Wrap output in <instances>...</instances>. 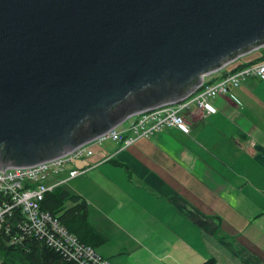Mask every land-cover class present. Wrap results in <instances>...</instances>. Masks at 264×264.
Here are the masks:
<instances>
[{"label": "water", "instance_id": "1", "mask_svg": "<svg viewBox=\"0 0 264 264\" xmlns=\"http://www.w3.org/2000/svg\"><path fill=\"white\" fill-rule=\"evenodd\" d=\"M264 45V0H0V167L59 156Z\"/></svg>", "mask_w": 264, "mask_h": 264}, {"label": "crops", "instance_id": "2", "mask_svg": "<svg viewBox=\"0 0 264 264\" xmlns=\"http://www.w3.org/2000/svg\"><path fill=\"white\" fill-rule=\"evenodd\" d=\"M209 102L212 112L185 113L188 132L166 127L122 149L108 140L75 163L88 169L62 186L86 200L105 236L93 248L112 264H264V81Z\"/></svg>", "mask_w": 264, "mask_h": 264}, {"label": "built area", "instance_id": "3", "mask_svg": "<svg viewBox=\"0 0 264 264\" xmlns=\"http://www.w3.org/2000/svg\"><path fill=\"white\" fill-rule=\"evenodd\" d=\"M210 74L202 75L197 87L180 100L138 112L123 129L111 128L48 160L27 166L0 167V235H7L6 242L13 243L19 240L16 235L19 230L31 232L75 264H112L91 245L79 241L56 216L41 209V201L47 192L88 169L87 165L78 167L75 163L92 155L94 144L113 140L120 143L122 149L166 127L188 132L190 126L185 113L192 105L195 110L209 113L213 111L210 99L227 94L230 87L250 76L264 81V60L226 71L218 79L208 82L206 76Z\"/></svg>", "mask_w": 264, "mask_h": 264}, {"label": "trees", "instance_id": "4", "mask_svg": "<svg viewBox=\"0 0 264 264\" xmlns=\"http://www.w3.org/2000/svg\"><path fill=\"white\" fill-rule=\"evenodd\" d=\"M245 59L248 60L246 63L241 62ZM261 60H264L263 47L237 58L222 71L226 72V67L230 64L234 66L232 69L234 70ZM41 209L56 216L69 232L85 244L95 247L105 240V236L89 223L86 200L63 186H57L45 194L41 201ZM16 235L19 240L13 243L6 242L7 235H0V249L3 252L0 264H75L66 260L62 253L48 246L34 233L19 230ZM203 264H215V261L209 258Z\"/></svg>", "mask_w": 264, "mask_h": 264}, {"label": "rangeland", "instance_id": "5", "mask_svg": "<svg viewBox=\"0 0 264 264\" xmlns=\"http://www.w3.org/2000/svg\"><path fill=\"white\" fill-rule=\"evenodd\" d=\"M251 51H252V50H251ZM251 51H250V52H251ZM246 54H247V53H246ZM246 54H244V55H246ZM244 55H241V56H239V57H242V56H244ZM239 57H237V58H239ZM237 58H236V59H237ZM236 59L230 61L229 63L235 61ZM229 63H227L226 65H228ZM226 65H225V66H226ZM241 67H242V66H241ZM212 73H213V72H212ZM208 76H209V75L206 76V79H207ZM118 127H119V126H118ZM117 129H118V128H117ZM106 141H108V140H106ZM106 141H104V142H106ZM104 142H102V143L99 144V145H101L100 147L103 148V149L105 150V149H106V146H107L108 143L105 144ZM103 143H104V144H103ZM102 144H103V145H102ZM95 149H96L97 151L100 150L99 147H98V148H95ZM101 151H102V150H101ZM78 177H79V176H78ZM78 177L70 178V179H68L67 181H65L64 184L67 182V183L65 184L66 187H67V184H69V183L72 181V179H74V180H73L71 183L76 182V181L78 180ZM71 183H70V184H71ZM2 255H3V252H2L1 249H0V260L2 259Z\"/></svg>", "mask_w": 264, "mask_h": 264}]
</instances>
